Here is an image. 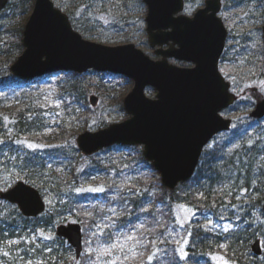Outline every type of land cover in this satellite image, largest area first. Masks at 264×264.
Returning <instances> with one entry per match:
<instances>
[{
  "label": "rangeland",
  "instance_id": "rangeland-1",
  "mask_svg": "<svg viewBox=\"0 0 264 264\" xmlns=\"http://www.w3.org/2000/svg\"><path fill=\"white\" fill-rule=\"evenodd\" d=\"M54 5L65 13L75 10L77 4L86 0H52ZM97 8L94 11L85 9L82 20H87L85 25L78 26L72 22V26L85 39L108 46H118L133 43L154 60H160L161 56L155 54L148 41L146 31L145 15L146 7H142L138 0H96ZM246 3L235 6L234 0H223L222 9L219 13L228 30L226 50H229V60L244 61L258 60L264 63V38L262 26L264 24V0H245ZM35 0H9L6 7L0 12V111L20 110L26 111L30 118H40L43 126L38 131H30L19 136L17 141H28L41 145L29 148L27 144L19 143L23 149L32 155L37 152L42 155H50L55 161L48 160L46 170L41 175L47 181V187L41 191L47 205H54L57 199L55 189L67 191L74 184L76 170L71 164L72 154L82 163L88 164L90 156H85L77 144L78 135L91 131H99L112 123H119L131 117L124 109L123 100L131 92L134 81L131 78L113 72H100L90 69L83 73L73 71H52L36 78H21L11 71L12 64L22 54L24 46L22 43L23 30L26 22L32 14ZM205 6V0H185L183 14L192 16L198 9ZM80 7H82L80 5ZM20 46H22L20 48ZM169 62L179 67H193L191 62L179 61L170 58ZM223 73V71L221 70ZM232 83V90L239 95L247 92L241 97L252 100L253 96L264 97V78L253 81L246 79L242 84L235 85V77H226ZM257 78V77H254ZM258 87L257 91L253 87ZM76 87V88H75ZM157 91L148 87L146 94L155 98ZM90 96L97 97L96 104L90 103ZM243 106V105H240ZM244 107V106H243ZM230 107L224 110L222 115L233 121H242L248 116L252 107ZM6 136L15 137L13 127H6ZM5 155H8L5 152ZM17 155V154H15ZM96 160L106 164L103 171L92 174L83 189L103 188L100 181L106 178H115L120 183L116 191L121 192L125 187L152 185L151 196L158 190L161 184L160 173L145 160L142 145H115L100 150L95 154ZM50 158V157H49ZM14 159V156L11 160ZM145 160V161H144ZM27 172L24 169L11 168L9 171H0V185L6 186L8 190L18 182H26ZM32 186H34L32 184ZM98 192V191H97ZM96 206L105 208L108 206L103 198L98 196ZM14 206V205H13ZM160 205H158V208ZM103 222H109L110 213H114L117 207H107ZM232 210V209H230ZM250 213V221L253 225L264 222V214L256 207L247 208ZM264 213V211H263ZM173 214L177 221L172 223L166 233L168 243L183 242L185 233V222L190 215L181 207H174ZM74 215H68L69 223L73 221ZM242 216L236 207L233 214L222 215L216 218L213 215L205 217L204 227L210 231L221 234L228 233L238 228ZM183 221V223H181ZM246 225V223H244ZM110 244L95 245L89 239L86 247L88 260L85 264H130L144 259L149 241L142 240L136 231L120 234ZM133 235L136 240L126 241L125 237ZM165 239H158L152 243L153 251L157 248L161 251L166 248ZM119 242L123 246L113 248L108 252L104 249L111 244ZM159 243H163L161 247ZM264 249V243L262 241ZM91 250V251H90ZM69 260L80 264L75 258V253L70 254ZM235 264L227 260L222 254H214L210 257L209 264ZM31 264H34L31 262Z\"/></svg>",
  "mask_w": 264,
  "mask_h": 264
},
{
  "label": "trees",
  "instance_id": "trees-1",
  "mask_svg": "<svg viewBox=\"0 0 264 264\" xmlns=\"http://www.w3.org/2000/svg\"><path fill=\"white\" fill-rule=\"evenodd\" d=\"M138 1L145 7L141 0ZM96 4V0L77 4L75 10L68 13L71 21L81 27L85 25L88 21L82 20L84 13L79 9L94 11ZM228 53L226 50L221 57L220 69L226 77L236 78L235 85L248 78L251 81L264 78L263 62L246 60L237 63L239 60L228 59ZM256 100H259L256 95L250 101L240 98L232 107H252ZM42 126L40 118H30L26 111H0V171L22 168L27 172L26 182L44 191L47 181L43 183L41 174L46 170L48 160L55 161L56 158L38 152L32 155L17 143L20 135L38 131ZM6 127L14 128L15 137L6 136ZM72 155L71 164L76 170L74 184L67 191L56 188L55 204L47 205L40 216L26 217L17 206L0 201V264H28L29 261L34 264H75L69 260L74 252L72 247L55 232L57 225L68 221L70 213L74 215L73 221L83 227L84 253L80 264L88 260L85 252L89 239L95 245L110 244L121 233L130 231H136L142 240L149 241L144 259L130 264H209L210 257L218 253L235 264H264V250L261 255H256L251 249L257 238L264 243V222L254 226L247 211V208L256 207L264 214V119L247 116L240 122L233 121L229 131L215 136L204 148L191 179L172 190L160 184L154 196L150 195L151 184L125 187L117 192L120 182L115 178L100 181L103 191H77L92 174L107 167L96 160V156H91L90 162L84 164ZM5 187L0 185V190ZM98 196L108 202V206H96ZM107 207H117V210L109 212L111 220L104 223ZM174 207H181L190 215L184 224L183 242L179 245L168 243L165 237L170 225L177 221ZM233 207L242 216L237 229L216 234L204 227L207 215L231 217ZM158 239H165L166 248L153 251L152 243ZM162 245L159 243L158 247ZM181 249L186 254L184 257H181ZM149 255L154 258L148 260Z\"/></svg>",
  "mask_w": 264,
  "mask_h": 264
},
{
  "label": "water",
  "instance_id": "water-1",
  "mask_svg": "<svg viewBox=\"0 0 264 264\" xmlns=\"http://www.w3.org/2000/svg\"><path fill=\"white\" fill-rule=\"evenodd\" d=\"M7 2L0 0V10ZM143 2L147 5L148 40L152 47H160L155 53L162 59H152L133 43L108 46L87 40L73 29L69 16L52 0H35L23 32L25 49L11 70L24 78L89 69L131 78L134 87L123 100L131 117L80 134L78 147L90 156L115 144L142 145L144 157L160 173L162 184L172 190L194 175L212 138L231 128L232 119L224 117L222 111L238 97L219 69L228 31L219 16L222 0H206L205 7L192 17L181 13L184 0ZM169 58L195 66L179 67L169 63ZM147 87L157 91L156 98L146 95ZM90 102L96 104L97 97L91 96ZM250 116L264 117V98ZM0 198L16 204L28 217L39 216L46 209L39 190L23 181L1 191ZM56 233L67 240L79 258L83 252L81 224H60ZM251 249L261 255V239L255 240Z\"/></svg>",
  "mask_w": 264,
  "mask_h": 264
},
{
  "label": "snow or ice",
  "instance_id": "snow-or-ice-1",
  "mask_svg": "<svg viewBox=\"0 0 264 264\" xmlns=\"http://www.w3.org/2000/svg\"><path fill=\"white\" fill-rule=\"evenodd\" d=\"M5 120H7V117H5ZM17 143H24V144H27V146L29 147V148H36V147H40L41 145H37V144H34V143H29L28 141H17ZM86 189H83V188H80V189H77V191H85ZM87 190H90V191H103L104 189L103 188H89V189H87ZM244 191H247V189H244ZM86 215H90V213H86ZM77 221H70V223H76ZM181 223H183V221H181ZM141 227L143 228V225H141ZM41 235H43V233H41ZM49 239L51 238V237H48ZM125 240L126 241H134L135 243H140V241H138V240H136V237L135 236H133V235H129V236H126L125 237ZM117 247H120L121 248V250H123V246L122 245H120L119 244V242H117V243H114V244H111L110 246H108L107 248H105L104 249V251L105 252H108V251H110L111 249H113V248H117ZM91 251V250H90ZM157 251H159V249H157ZM5 255H7V253H5ZM186 254H185V252H184V250L183 249H181V257H184ZM154 257H153V255H149L148 257H147V259L148 260H152ZM28 264H31V262L29 261L28 262ZM111 264H116V261L115 260H113L112 262H111ZM225 264H227V262H225Z\"/></svg>",
  "mask_w": 264,
  "mask_h": 264
},
{
  "label": "flooded vegetation",
  "instance_id": "flooded-vegetation-1",
  "mask_svg": "<svg viewBox=\"0 0 264 264\" xmlns=\"http://www.w3.org/2000/svg\"><path fill=\"white\" fill-rule=\"evenodd\" d=\"M241 4H243V3H241ZM239 4H236L235 6H238ZM263 28H264V24H263V26H262V31H263V38H264V30H263Z\"/></svg>",
  "mask_w": 264,
  "mask_h": 264
}]
</instances>
